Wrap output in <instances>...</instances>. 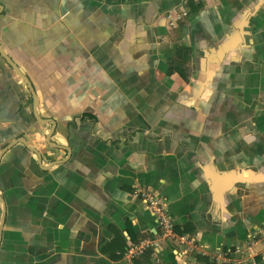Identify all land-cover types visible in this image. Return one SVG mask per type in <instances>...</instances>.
Instances as JSON below:
<instances>
[{"label": "crops", "instance_id": "0c3cea01", "mask_svg": "<svg viewBox=\"0 0 264 264\" xmlns=\"http://www.w3.org/2000/svg\"><path fill=\"white\" fill-rule=\"evenodd\" d=\"M182 3L0 0V264H130L135 186L134 264H264V0Z\"/></svg>", "mask_w": 264, "mask_h": 264}, {"label": "built area", "instance_id": "2783aa9c", "mask_svg": "<svg viewBox=\"0 0 264 264\" xmlns=\"http://www.w3.org/2000/svg\"><path fill=\"white\" fill-rule=\"evenodd\" d=\"M209 0H183L182 7L178 10L167 13L166 20L171 29H176L180 24L184 23L190 15L189 5L191 3L201 4L207 3ZM132 197L139 200L144 207L150 211L157 226L156 240L152 238H143L136 242H131L123 254V258L130 264H134L145 254L157 248V240H165L178 242L180 247L191 245L192 241L186 236H179L175 231L173 218L170 215L168 205L164 202L160 194L151 188L135 186L132 191ZM260 235H264V230L260 231ZM193 248H190V251ZM187 250H178V255H185ZM217 260V259H216ZM228 262V261H226ZM230 262V261H229ZM240 264V263H238Z\"/></svg>", "mask_w": 264, "mask_h": 264}, {"label": "water", "instance_id": "95a60500", "mask_svg": "<svg viewBox=\"0 0 264 264\" xmlns=\"http://www.w3.org/2000/svg\"><path fill=\"white\" fill-rule=\"evenodd\" d=\"M0 54H1V56L7 61V63L16 71V73L20 76V77H22L26 82H27V84H29L28 83V81H27V78L20 72V71H17V68L15 67V65L12 63V61L9 59V57H8V55L6 54V52H5V50L1 47V45H0ZM30 89H31V91L32 92H34L33 91V88L30 86ZM35 95V94H34ZM35 97V96H34ZM35 99V98H34ZM52 134L53 133H51L50 135H48V137L47 138H51V136H52ZM230 189L228 188L226 191H229ZM0 201L2 202V200H1V198H0Z\"/></svg>", "mask_w": 264, "mask_h": 264}]
</instances>
